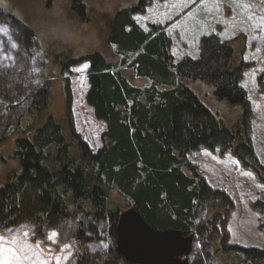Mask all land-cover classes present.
<instances>
[{"label":"rangeland","instance_id":"374dc122","mask_svg":"<svg viewBox=\"0 0 264 264\" xmlns=\"http://www.w3.org/2000/svg\"><path fill=\"white\" fill-rule=\"evenodd\" d=\"M125 8L135 9L133 19L146 32L162 28L173 63L198 59L201 39L215 36L232 47L234 66L245 68L240 87L252 107L247 133L258 162L242 159L234 148H201L188 156L221 195L198 207L186 257L187 264H256L238 250L264 249L262 215L255 207L264 195V0H0V185L21 170L18 139L32 137L49 118L67 139L74 136L94 152L106 144V123L87 102L90 54L102 52L134 84L148 85L128 69L131 61L120 65L123 56L108 42L110 23ZM22 29L29 31L28 42ZM190 88L233 133L243 130L241 106L219 100L210 82L191 81ZM66 198L74 215L61 223L0 221V264H81L83 252L90 264L108 263L107 255L117 249L110 225L84 219L71 194ZM106 204L109 213L132 207L113 188ZM79 232L88 240L82 243Z\"/></svg>","mask_w":264,"mask_h":264},{"label":"trees","instance_id":"16d2710c","mask_svg":"<svg viewBox=\"0 0 264 264\" xmlns=\"http://www.w3.org/2000/svg\"><path fill=\"white\" fill-rule=\"evenodd\" d=\"M135 12L125 8L115 13L108 42L123 56L120 65L131 61L128 69L148 85L134 84L102 52L90 54L87 102L106 123V144L94 152L71 132L67 139L54 118L32 137L18 139L15 158L21 170L14 180L0 185V221L61 223L74 215L66 198L71 194L84 219L108 222L115 240L119 214L106 209L107 191L113 188L152 227L191 234L198 207L221 194L213 192L188 156L201 148H234L242 159L257 161L247 133L252 107L240 87L245 68L234 66L232 47L205 36L198 59L173 63L166 33L157 26L143 30L133 19ZM21 31L28 42L29 31ZM196 80L210 82L219 100L243 108L242 131L233 133L190 88ZM255 203L264 230V195ZM79 233L82 243L88 240ZM238 251L256 264L264 263V249ZM80 257L81 264H90L85 252ZM107 257H112L108 263L92 264H135L115 247Z\"/></svg>","mask_w":264,"mask_h":264},{"label":"water","instance_id":"95a60500","mask_svg":"<svg viewBox=\"0 0 264 264\" xmlns=\"http://www.w3.org/2000/svg\"><path fill=\"white\" fill-rule=\"evenodd\" d=\"M193 240L179 229L152 227L134 206L118 216L117 251L135 264H187Z\"/></svg>","mask_w":264,"mask_h":264},{"label":"snow or ice","instance_id":"6c2138e0","mask_svg":"<svg viewBox=\"0 0 264 264\" xmlns=\"http://www.w3.org/2000/svg\"><path fill=\"white\" fill-rule=\"evenodd\" d=\"M53 235H55V234H53Z\"/></svg>","mask_w":264,"mask_h":264}]
</instances>
